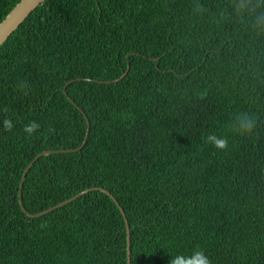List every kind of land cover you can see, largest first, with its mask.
<instances>
[{"label":"trees","instance_id":"16d2710c","mask_svg":"<svg viewBox=\"0 0 264 264\" xmlns=\"http://www.w3.org/2000/svg\"><path fill=\"white\" fill-rule=\"evenodd\" d=\"M19 1L0 0V22ZM243 113L250 136L231 130ZM94 187L126 212L131 264L195 251L264 264V0H46L10 35L0 264H128L125 217L107 193L39 216L20 202L21 189L36 214Z\"/></svg>","mask_w":264,"mask_h":264},{"label":"water","instance_id":"95a60500","mask_svg":"<svg viewBox=\"0 0 264 264\" xmlns=\"http://www.w3.org/2000/svg\"><path fill=\"white\" fill-rule=\"evenodd\" d=\"M44 1L46 0H20L13 8L12 10L6 15V17L0 22V46L10 37V35L27 19V17L40 5L42 4ZM130 69V65H128V70ZM128 70L121 76V78L119 79H115L114 82H118L120 79H123L127 73ZM82 110V109H81ZM84 112V111H83ZM86 143V140L83 144ZM83 147H77L75 149H70V150H65V151H57V152H66V151H77L79 149H81ZM53 151L50 150H45L42 153H40L39 155H37V157H35L31 163L29 164V166L27 167L26 171L23 174V178H22V183L24 182L26 176H27V172L28 170L31 168V166L35 163V161L40 158L43 155H47L52 153ZM100 190L102 192L107 193L108 195H110L115 202L117 203V205L119 206V208L121 209L124 217H125V221H126V226H127V234H128V264H131V247H130V225L126 216V212L124 210V208L121 206L120 202L117 200V198L110 192L108 191L106 188H102V187H94L91 188L89 190H85L82 191L80 193H78L77 195L73 196L72 198L54 206L51 207L45 211H42L40 213H36V214H32L31 212H29L23 205V200L21 197V189H20V202L22 207L24 208V210L29 214V215H33V216H39L42 215L44 213H47L55 208H58L59 206L66 204L70 201H73L74 199H76L78 196L82 195L83 193H86L90 190Z\"/></svg>","mask_w":264,"mask_h":264},{"label":"clouds","instance_id":"9594fccd","mask_svg":"<svg viewBox=\"0 0 264 264\" xmlns=\"http://www.w3.org/2000/svg\"><path fill=\"white\" fill-rule=\"evenodd\" d=\"M200 6L198 5V8ZM7 109H5L6 111ZM4 130L11 131L13 128V123L10 119H5L3 121ZM40 125L31 121L24 126V132L31 136L38 129ZM256 128V120L247 113L238 114L235 116V120L232 124L231 130L234 133H237L242 136H250L253 134L254 129ZM205 142L211 144L217 150H226L229 147V142L226 137H219L215 134H210L206 137ZM170 264H211L210 259L204 254L203 251H195L191 257L185 256H176L171 259Z\"/></svg>","mask_w":264,"mask_h":264}]
</instances>
